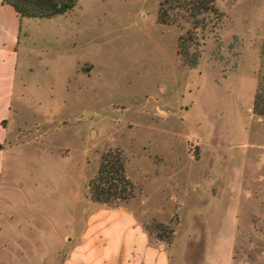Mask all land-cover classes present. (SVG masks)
I'll return each instance as SVG.
<instances>
[{
	"label": "rangeland",
	"instance_id": "rangeland-1",
	"mask_svg": "<svg viewBox=\"0 0 264 264\" xmlns=\"http://www.w3.org/2000/svg\"><path fill=\"white\" fill-rule=\"evenodd\" d=\"M161 1L75 0L22 17L2 197L19 226L8 244L45 249L40 264L62 263L85 219L118 205L173 259L264 264V114L253 110H264V0H215L222 16L195 29L191 67L176 53L190 19L158 23ZM108 150L133 184L118 205L87 190Z\"/></svg>",
	"mask_w": 264,
	"mask_h": 264
},
{
	"label": "crops",
	"instance_id": "crops-1",
	"mask_svg": "<svg viewBox=\"0 0 264 264\" xmlns=\"http://www.w3.org/2000/svg\"><path fill=\"white\" fill-rule=\"evenodd\" d=\"M21 23L22 17L0 1V264H16L15 256L23 255L27 259L32 255L30 263L40 264L46 254L45 249L21 247L17 250L8 244L7 239L18 238L15 230L19 226H13L11 216L6 213L7 200L2 197L3 162L12 154L8 140L12 137L14 99L21 95L16 50ZM180 252L173 259L168 247L151 243L136 216L118 205L89 215L66 258L57 264H188L185 250Z\"/></svg>",
	"mask_w": 264,
	"mask_h": 264
},
{
	"label": "trees",
	"instance_id": "trees-1",
	"mask_svg": "<svg viewBox=\"0 0 264 264\" xmlns=\"http://www.w3.org/2000/svg\"><path fill=\"white\" fill-rule=\"evenodd\" d=\"M10 5L19 17L27 18H51L61 15L70 10L75 0H0ZM157 22L168 24L172 22L171 17L176 12L183 13L190 19L191 28L186 29L184 34L177 37L176 53L189 67L195 65L198 58V40L195 35L197 27L204 26V15H210L215 21L222 16L215 0H162L159 2ZM214 21V22H215ZM254 112L264 114V110H258L254 105ZM87 190L90 199L100 203H112L118 205L132 197L133 184L126 177L123 168V160L117 150H108L101 155L94 175L87 181ZM158 230L167 233L168 239L172 230L165 229L162 224L155 226ZM150 235L151 228L145 226ZM160 240L164 238L155 236Z\"/></svg>",
	"mask_w": 264,
	"mask_h": 264
}]
</instances>
